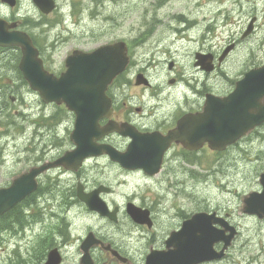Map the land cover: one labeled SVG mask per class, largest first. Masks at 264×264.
<instances>
[{
  "label": "flooded vegetation",
  "instance_id": "obj_1",
  "mask_svg": "<svg viewBox=\"0 0 264 264\" xmlns=\"http://www.w3.org/2000/svg\"><path fill=\"white\" fill-rule=\"evenodd\" d=\"M55 1L57 2V0ZM17 2L16 12L18 13L21 1L17 0ZM0 5L2 8L0 9V17L5 19V8L7 7L3 4ZM58 9L59 5L57 3ZM79 11V8L75 5L74 14L78 15ZM11 13L10 17H6L7 20L10 22L17 21L19 23L18 29L26 31L22 27L25 21L17 18L14 11H11ZM98 17L103 18L99 11L98 14H92V18L97 19ZM153 20H148V22L153 23ZM122 22V20L116 21V27L121 25ZM77 23L78 20L75 19L74 25ZM158 23L160 24L161 21L158 20ZM159 27V25L148 24L138 37L117 40L126 43L131 60L125 73L119 75L106 92L111 101L110 117L99 121L101 127L113 121L125 126L126 132L131 131L138 137L143 136L140 138L146 139L151 149L154 147L149 153L148 168L150 172L155 173L146 172L144 169L127 170L120 163L112 161L108 154L91 157L85 161L83 167L77 172L67 171L64 168L56 169L63 174L74 176L77 180L76 185L71 190L73 196L69 195L70 189L67 190V187H62L61 176L51 179L56 175L53 174L54 170L42 175L38 179L39 190L36 199H39L36 203L38 204L37 209H42L44 206L53 209L57 204L67 206L69 211L73 208L82 207L85 213L94 221L89 224L84 234L78 238L72 234L71 230H69L70 237L62 235L63 238L60 240L55 237V234H52L49 238L55 244L52 248L58 247L65 259L63 249L71 245L74 239L79 252L76 264H81L83 242L89 235H94L93 242L97 240L102 244H94L89 249L90 263L147 264V259L152 252L168 253L173 251L174 247L169 246L172 236L182 232L185 225L194 216L204 213L220 220L219 223L214 224L217 231L224 230L221 224L228 226L230 232L233 228L236 230L234 240L226 250L225 257L219 261L230 259L233 249L240 238L243 237L244 228L233 221L232 213L227 212L224 207L210 208L199 205L197 190L203 180L211 178L213 181L216 179L221 181L218 186L229 193L230 190L223 184V178L228 173L225 175L219 173L217 163L220 161H251L252 159L253 162L261 161V167L258 170L254 168L248 170L249 173L245 179L246 190L243 196L241 195L242 207H239V209L242 212L243 219L246 222L252 221L256 226V228L248 225L243 226L248 229L249 241H251L250 234L253 232L254 239H258L260 244L255 255L246 257L247 264H264V211L260 215L256 212L251 213L248 203L250 200L253 208L254 206L257 208L264 207V120L257 121L258 118L264 117V114L260 111H249L248 115L252 117V121H250L249 116L246 118L247 114L244 113L243 108L249 106L251 98L249 96L234 97L238 83L244 78L245 73L251 69H247L236 78L228 76L225 72V64L232 58V54L238 48L237 43H235V50L225 58H222L220 53H213L210 50L196 52V54L203 53L213 57V70L211 72L204 71L195 62L194 66L202 76L198 74L187 75L185 73L180 75L176 72L178 63L171 58V60L166 61L167 72L169 73L166 83L155 80L153 76L156 74L158 61L165 53L163 49L166 48L165 41H160L157 37ZM175 32L178 33L179 31L175 30ZM31 37L37 44L36 37L33 35ZM242 39L245 38L242 36ZM135 49L144 51L142 57L135 58ZM167 52L171 53L170 50H167ZM0 55L2 58L0 71L5 78V48L0 49ZM49 68L55 74L60 75L66 70V64L64 61L57 70ZM254 68L252 67V69ZM219 76H224L229 87H218ZM254 100L261 107H264V97L260 98L258 96ZM208 101H211L215 109L227 104L232 110L230 116L234 118L233 125L238 127L230 130L228 135L215 132L214 138L225 144L220 149L211 147L206 141L201 145L197 130L194 128L197 123L193 120L183 121L186 118L205 113ZM54 107L56 108L55 117L60 116L58 109L64 110V107ZM66 115L68 116L64 124L73 119L72 124L74 126L76 124L75 113L66 111ZM242 124H247L244 127L250 129L247 131L241 129ZM47 140L50 142L51 147L53 146L58 152V154L49 157V161L60 158L64 153L74 148L71 142L70 148H68V144L59 147L58 144L56 145L57 142H51L52 138L39 136V142L35 143V148L36 152L41 151L43 155H41L42 159L38 164L44 163L42 160L50 154L46 147L40 150L43 145H47ZM133 142L131 136L120 133L105 136L98 141L99 144L111 146L122 153H126ZM164 147L165 150L161 153ZM4 153V147L0 146L1 168L5 166ZM230 166L228 165V167ZM107 167H113L116 171L123 173L125 177L140 176L145 185H138L137 188H133L130 195L119 205L115 200L116 187L110 183L108 177L102 175L104 182L91 183L89 180L93 177V173L97 168L101 170ZM55 183H57V187L54 186ZM143 187L148 188L145 196L141 194ZM0 188H5V186ZM79 189L84 195H92L100 190L99 197L107 204L109 215L104 216L91 211L85 203L79 202L77 196ZM148 193L153 194V200L150 202V198L147 196ZM60 195H63V197L60 198ZM75 195L76 200H74ZM24 204L27 212L29 209L31 210L28 214L31 220L32 208L34 207L26 205V201ZM129 205H133L137 211L144 215L148 212L149 218L146 216V221L150 219L149 223H145V221L144 223H138L129 214ZM163 210H166L167 223H163L158 219L159 214L165 215L162 212ZM162 225L166 227L163 233L160 234L159 231ZM230 232H227L225 236L230 235ZM42 239H44L43 236L40 237L39 241H43ZM138 246H140V249L137 248ZM222 248L223 244H217L215 247L217 251ZM137 251H140V253H137ZM46 260L47 256L44 257L41 264ZM212 263L214 262L207 264ZM37 264H40L39 260H37Z\"/></svg>",
  "mask_w": 264,
  "mask_h": 264
},
{
  "label": "rangeland",
  "instance_id": "obj_2",
  "mask_svg": "<svg viewBox=\"0 0 264 264\" xmlns=\"http://www.w3.org/2000/svg\"><path fill=\"white\" fill-rule=\"evenodd\" d=\"M20 1L19 12L5 8V16L10 17L11 11H14L21 20L28 17L33 18L35 22L48 23L39 28L22 25L40 41L44 52L42 58L47 69L48 67L53 70L59 69L72 50L91 52L101 45L115 42L120 38H136L148 24L160 26L157 37L160 41H165L166 45L163 49L165 53L159 59L156 74L153 76L160 82L166 83L169 76L166 63L168 59L176 60L178 63L176 72L180 75L185 73L202 76L194 66L196 52L210 50L221 55L227 45L232 43H237L238 48L225 64L224 69L228 76L236 78L247 69L264 64V0H57L58 12L46 16L47 19L42 17V13L32 0ZM75 5L80 10L78 15L74 14ZM98 11L103 18H92V14H98ZM255 18V31L248 38L242 39ZM75 19L78 20L76 25H74ZM120 20L123 21L122 24L116 27V21ZM148 20H153V23ZM158 20L161 21L160 24ZM66 27H69L71 31L65 32ZM143 53V50L135 49V58L142 57ZM13 54L16 53L5 52V60L11 59ZM8 67L12 66L5 65V79H0V98H2L0 101V146H3L5 150L3 154L5 166L4 168L0 166V187L8 186L15 177L38 165L43 153L36 152L35 146H30L37 137L36 127L48 125V129L54 131L55 125L51 121L39 120L38 116L40 114L52 116L56 112L54 105L44 104L39 95ZM217 83L219 88L229 87L224 76H219ZM11 97L16 98V101L12 102ZM61 115L65 114L61 113ZM35 120H38L36 127ZM72 120L58 129L60 138L57 139L56 145L58 144L59 147L66 144L68 148L71 146L67 138L69 139L73 130ZM46 142L47 145H43L40 149L43 150L46 147L50 151L48 157L42 160L44 163L49 161V157L58 154L57 150L51 147L50 142L48 140ZM27 147L29 148L26 149ZM228 165L231 166L228 167ZM217 167L219 173L223 175L228 173L223 178V184L230 192L218 186L221 182L218 179L213 181L207 177L208 179L203 180L197 190V201L201 206L224 207L227 212L232 213L233 221L237 225H242L244 234L233 249L230 259L212 264H247L246 257L255 255L260 244L258 239H254L253 232L250 234L251 241H249L248 229L243 226L248 225L253 228L256 226L252 221L246 222L243 219L239 207H242L241 195L243 196L246 190L245 179L249 173L248 170L251 168L258 170L261 167V161L253 162L252 159L251 161H220ZM53 174L56 175L51 179L61 176L62 187L70 189L69 195L73 196L71 190L77 183L75 177L63 174L59 170H54ZM102 175L108 177L110 183L116 187L115 200L119 205L130 195L133 188L145 185L140 176L125 177L113 167L101 170L97 168L89 180L91 183L104 182ZM120 182L124 184L120 185ZM147 189L143 187L141 194L145 196ZM147 196L150 198L149 202L153 200V194L148 193ZM36 207L35 205L32 213H37L39 217L44 216L45 220L42 224L34 226L33 229H24L25 233H19L21 227L15 225L13 230L5 231L3 235H0V264H13L22 258H25L29 264H34L41 258L42 247L38 244L43 232L58 224H63L65 228L68 221L71 225L67 228H70L72 234L78 238L84 234L89 224L94 222L82 207L69 211L67 206L57 204L52 210L50 207H42V213ZM165 211H162L165 215L159 214L158 217L163 223H167ZM165 227V225L160 227V234ZM57 236L59 240L63 238L59 233ZM72 242L63 249L64 264H76L78 261L77 243L74 239ZM34 248L39 254L37 258L32 257ZM137 248L140 249V246Z\"/></svg>",
  "mask_w": 264,
  "mask_h": 264
},
{
  "label": "water",
  "instance_id": "obj_3",
  "mask_svg": "<svg viewBox=\"0 0 264 264\" xmlns=\"http://www.w3.org/2000/svg\"><path fill=\"white\" fill-rule=\"evenodd\" d=\"M1 1L11 7L16 5V0ZM34 3L44 14H50L56 8L53 0H34ZM253 23L245 33V37L253 31ZM16 27V24H11L0 18V47L21 50L19 70L30 88L39 94L43 103L64 104L67 109L75 112L77 121L70 138L76 148L65 153L55 162L32 168L29 172L16 177L9 187L0 189V217L37 191L40 175L57 167L78 171L84 161L90 157L108 154L113 161L119 162L127 169H144L146 172L155 173L150 172L148 168L149 153L154 147L151 149L147 140L140 138L143 136L138 137L131 131L126 132L125 126H120L115 122H110L105 127H101L99 124L101 119L109 118L111 113V101L106 92L113 81L125 72L130 62L126 44L123 42L108 44L90 53L75 51L66 60L67 71L57 77L45 70L39 50L33 44L30 36L15 30ZM233 49L234 46H229L224 51L222 58L227 57ZM196 58L197 66L207 72L213 70L212 56L197 54ZM248 96L251 98V102L248 107L243 108L244 113L247 114L246 118L249 116V111H260L264 114V107L254 100L258 96L264 97V66L247 72L238 83L234 97ZM231 112L232 110L227 104L215 109L211 101H208L205 113L186 118L183 121L193 120L197 123L194 128L197 130L201 145L206 141L211 147L220 149L225 144L214 138L215 132L228 135L230 130L238 128L233 125L234 118L230 116ZM249 119L252 121L251 115ZM263 120L264 117L257 119L259 122ZM246 125L242 124L241 129L246 131L250 129L244 127ZM114 132L133 138L134 142L127 153L122 154L111 146L98 144V141L104 136ZM164 150L165 147L161 153ZM100 192L98 190L87 196L79 189L78 198L85 202L90 210L107 216L109 210L106 203L98 197ZM248 203L251 213L256 212L260 215L264 211V207L254 206L253 208L250 200ZM128 212L138 223H144V221L149 223L150 221V219L146 221V216L149 218L148 212L144 215L137 211L133 205H129ZM219 221L214 216L204 213L194 216L185 225L182 232L172 236L169 246L174 247V250L168 253L152 252L147 259V264H203L222 259L234 240L236 230L233 228L230 232L228 226L221 224L224 230L217 231L214 224ZM227 232H230V235L225 236ZM218 243L224 244L220 252L215 250V245ZM94 244L93 237L90 236L84 243L85 249L88 250ZM61 263L62 257L59 251L52 250L46 264ZM82 264H90L86 253L82 258Z\"/></svg>",
  "mask_w": 264,
  "mask_h": 264
},
{
  "label": "trees",
  "instance_id": "obj_4",
  "mask_svg": "<svg viewBox=\"0 0 264 264\" xmlns=\"http://www.w3.org/2000/svg\"><path fill=\"white\" fill-rule=\"evenodd\" d=\"M16 54H13L11 59L5 60V65L9 64L12 67H8L13 69L21 79H23V76L18 69V63L20 59V53L15 52ZM36 193L32 194L30 198L26 199V205H32L35 202V195ZM25 204L21 203L18 205L15 209L11 210L8 214L4 215L3 217L0 218V235H3L5 232V228H8L9 225H13L15 223L21 224L23 219H24V214L22 211H25ZM45 255V253H44ZM43 255V257H44ZM13 264H29L27 261L24 260H18V262H13Z\"/></svg>",
  "mask_w": 264,
  "mask_h": 264
}]
</instances>
